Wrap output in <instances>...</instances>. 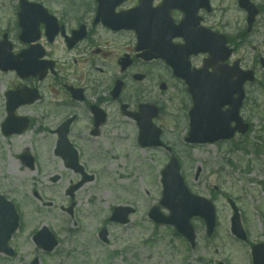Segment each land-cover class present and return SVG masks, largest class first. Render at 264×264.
I'll use <instances>...</instances> for the list:
<instances>
[{
	"label": "rangeland",
	"instance_id": "obj_1",
	"mask_svg": "<svg viewBox=\"0 0 264 264\" xmlns=\"http://www.w3.org/2000/svg\"><path fill=\"white\" fill-rule=\"evenodd\" d=\"M14 1L0 0L2 28L12 26L10 18ZM59 1L53 5L55 9L59 7ZM61 53L58 50L55 55L58 57ZM2 81L4 78L0 75V121L4 110ZM258 81L264 83V75H260ZM260 82L247 88L244 116L250 122L251 130L245 136H235L231 142L213 146H189L184 142L189 102L179 96L180 87L175 86L167 93L158 90L151 93V100L162 104L165 110L159 120L165 132L162 141L172 148L179 159L189 188L207 195L217 187L223 194L217 198L223 238H229L231 210L227 205L228 198L244 206L253 230L256 227L259 234L262 231L259 214L264 212V86ZM52 84L51 79L46 82V98L39 107L31 106L20 111L21 115L32 118L33 126H38V129L52 127L58 111L46 106L64 98L61 90L50 89ZM42 119L43 124H40ZM38 129L7 139L2 137L0 129V192L9 193L10 199L23 214L26 225L14 235L11 243L16 247L17 255L13 258L0 255V264H30L34 257L40 259L39 264H163V261L165 264L173 261L175 246L167 241L160 242L156 248H141L139 242L152 228L146 225L144 219H148L144 212L160 199L161 186L157 183V175L168 162V153L163 149L146 150L139 147L137 133L130 124L109 126L103 140L78 145L83 154L85 152L86 156L91 157L88 164L99 169V172L93 182L76 192L75 215L71 221L61 207L69 205L66 189L77 182V176L55 156L53 137L47 141L46 136L42 137L43 131ZM23 150L35 154L38 159L36 170H28L18 160ZM198 168L201 174L195 180ZM54 175L59 176V181L52 184L49 179ZM35 194L42 202L35 198ZM43 203L46 206H42ZM130 203L139 209L132 217L131 225L120 228L109 225L110 245L102 244L98 240V230L109 217L110 208ZM135 223L138 224L137 228ZM44 225L59 235V246L53 253L41 258L43 253L33 245L30 232ZM197 226L202 238L203 228L199 224Z\"/></svg>",
	"mask_w": 264,
	"mask_h": 264
},
{
	"label": "flooded vegetation",
	"instance_id": "obj_2",
	"mask_svg": "<svg viewBox=\"0 0 264 264\" xmlns=\"http://www.w3.org/2000/svg\"><path fill=\"white\" fill-rule=\"evenodd\" d=\"M28 1L46 7L61 29L50 40V30L39 26L35 43L39 45L38 61L42 62L40 73L44 78L21 80L5 73L11 78L2 89L4 117L8 91L29 88L40 94L36 103L14 113L20 114L22 109L37 106L44 99L46 82L51 79L54 84L50 89L61 90L64 98L56 104L58 116L52 123L56 128L49 131L50 135L56 136L59 125L72 117L69 134L75 142L102 138L104 129L112 124L135 125L125 114L136 113L139 105L151 102V86H168L176 81L159 58L166 47L177 49L184 45V38L176 36V26L181 23L196 24L189 29L193 43H201L205 31L225 35L234 61L242 69L264 75V0H123L111 14L109 9L108 13H99L97 0H64L56 9L53 5L58 0ZM14 8L17 14L18 5ZM12 30L7 33L12 52L28 48L30 45L19 40L17 23ZM58 50L62 53L57 57ZM149 57L153 60L149 61ZM206 57L191 56L192 67L200 69ZM123 106H127L125 113ZM239 215L242 220L241 210ZM244 231V239L215 238L216 233L194 245L175 232L178 246L174 264H264V233L253 234L246 226Z\"/></svg>",
	"mask_w": 264,
	"mask_h": 264
},
{
	"label": "water",
	"instance_id": "obj_3",
	"mask_svg": "<svg viewBox=\"0 0 264 264\" xmlns=\"http://www.w3.org/2000/svg\"><path fill=\"white\" fill-rule=\"evenodd\" d=\"M227 53V57H229L230 53ZM177 75L185 79L187 86L189 87V93H191L194 100V105L190 112V133L186 139V142L200 144L214 143L215 141L221 139L225 140L232 138L234 136L235 130H238L241 133L246 132L247 127L241 125L242 121L238 117V112L243 98L242 89L244 81L253 80V74H251V72L242 73L238 71L229 74L224 70H220L218 71V74L212 72L208 75L202 74L200 76H195L193 73H186V71L180 70ZM233 76H235L237 79L232 81ZM234 95H238L239 98H234ZM225 105H229L231 108L223 112L222 109ZM151 111L152 115H149L146 119H138V117L136 118L138 119L140 127L139 142L144 146H160L161 143L158 141L160 132L153 126L151 122V118L157 115L158 110L155 107H151ZM232 122L236 123V126L233 129L230 127V123ZM69 150L72 151L70 147ZM65 152L66 150L59 152L60 156H64ZM75 162V154H73L71 164L68 166L77 170V168H75ZM162 175V182L163 186L165 187L163 202L168 203V208H170L172 211H182L180 204L186 201V214L188 217L199 214L206 219L208 228L213 227L214 217L212 207L209 209V211L205 212L204 210L206 206H209L208 201L198 198L194 199L189 196L188 193L184 196V201L174 196V194L179 193L178 188L180 186L183 187L182 179L179 175V165L177 164L174 157H172L169 165L162 172ZM89 180H92V178L85 177L82 182L71 188L68 193L70 192L73 194L75 189L79 188L85 183V181ZM175 185L177 187H175ZM174 187L175 191L173 190ZM1 204L0 213L8 214L10 217L11 215L13 216L14 220L11 221L10 225L11 231H14L17 228V216L13 213V207L11 204L9 205L5 202H2ZM233 225H237L236 220H234ZM184 233H186V231ZM5 234L7 235L5 236ZM10 234L11 233L0 232V237L2 235L0 251L1 249L6 248L4 244L5 241L11 237Z\"/></svg>",
	"mask_w": 264,
	"mask_h": 264
}]
</instances>
